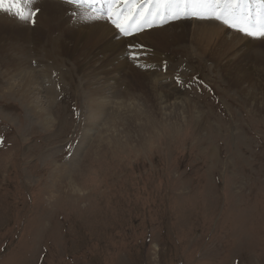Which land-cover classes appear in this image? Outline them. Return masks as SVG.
Wrapping results in <instances>:
<instances>
[{
    "label": "rangeland",
    "instance_id": "rangeland-1",
    "mask_svg": "<svg viewBox=\"0 0 264 264\" xmlns=\"http://www.w3.org/2000/svg\"><path fill=\"white\" fill-rule=\"evenodd\" d=\"M39 16L34 24L10 14L0 18L6 35L21 25L32 29L28 41L17 37L22 65L0 54V264H264V38L254 44L219 41L205 60L185 59L172 67L183 58V44L195 40L188 35L158 45L138 37L151 28L133 34L136 46L121 52L129 66L107 80L114 61L97 69L96 79L124 92L130 66L154 68L162 72L158 85L165 88L170 80L179 99L197 108L189 113L172 108V120L156 113L161 126L139 144L136 129L106 119L99 123L100 116L91 113L84 71L73 53L78 49L70 43L65 53L54 54L55 62L40 58L46 50L38 54L42 47H33L34 28L43 26ZM69 22L63 27L70 32L88 25ZM171 50L172 65L159 60L158 54ZM29 68L38 81L32 101L20 93ZM129 92L134 104L152 105ZM101 95L111 96L107 113L123 102L108 90ZM25 99L33 109L45 108L48 125ZM90 121L98 127H86ZM114 135L121 138L114 141ZM80 143L67 172L79 192L67 197L53 171Z\"/></svg>",
    "mask_w": 264,
    "mask_h": 264
},
{
    "label": "bare ground",
    "instance_id": "bare-ground-1",
    "mask_svg": "<svg viewBox=\"0 0 264 264\" xmlns=\"http://www.w3.org/2000/svg\"><path fill=\"white\" fill-rule=\"evenodd\" d=\"M39 2H40V5L38 7L39 12L37 13V15H40L39 20H42L41 16L44 19L42 23L39 22L43 26L40 27L36 25L33 31L34 39H35V43L33 46L34 50L37 51L39 49V46H41L42 48L40 50V53L38 54H41V52L44 49L46 50V52L44 54L45 56L44 55L42 56L41 54L40 58L42 60H44L45 58H52L54 59V62H55L54 54L65 53L67 51L66 49L67 44L71 43L74 49L79 50V51L73 52L74 54H77V56H75V61L78 60L77 62L78 67H80L84 71V78L86 79V84H87L86 90L89 96L88 103L90 106V111L91 113H94L95 115L100 116L99 123H101V121L106 119L105 121L111 125H114V126L121 125L122 127H124L123 125H125L128 127L129 130H131L130 128L134 130L136 129L137 131H139L138 132L139 135H137L138 143L142 144L143 140L147 142L146 140L148 136L155 135L158 129V126L159 127L161 126L160 123L162 122L161 120L163 118L162 116L159 117L157 115L158 112L159 114L161 113L165 115L168 114L166 117L168 118V120H172L174 119L172 116L173 115L172 108L176 110L181 108L179 110H181L182 112L184 111V109L185 111L191 110L192 108L197 110V108H195L191 102L186 100L184 104L183 101L179 99L180 98L178 94L179 89L173 82H170V80L166 82L167 87L165 88L163 85H158L156 83L157 82L156 80L158 76L159 77L162 76V72L154 68L149 67V69H146L145 71H139L138 69L134 70V68L130 66L129 67L130 68L129 69L130 70L129 72L130 82L128 83L129 90L127 88V91H124V92L118 91L115 89L116 86H112L106 83L105 78H103V80L99 78L96 79V74L98 71L97 69L106 67L109 64H112V62L114 61H116V63H115V66H112L111 68L112 72L109 71L108 73H106L107 74L106 77H108L107 80L110 79V77H117V74L121 71L124 72V67L127 66L128 64H127L125 55L122 56L121 52L122 50H126V51L129 50V49H126V47H129V46L132 47L136 44L135 43L136 35L135 36H123L119 34V32L111 25V23L107 19H100V20H96L92 22H87L86 23L88 24L87 28H83L76 32H70L68 29H64L63 27L64 20L67 21L68 23H70L69 21H71L72 26L73 25L77 26L78 24H85V23H82L83 20H81L78 16H73L74 12L80 11L79 9L75 8L72 5L64 3L63 0H43V3H42V0H36L34 7H36ZM135 2L139 4H145L147 3V0H135ZM4 14L9 15L8 13L0 12V18L1 16L3 17ZM51 21H53L52 26H51ZM37 23H38V20H37ZM168 25L169 26L167 27H165L166 25L165 26L161 25L162 27L152 28L151 30H149V32H145L139 35L138 37L144 36L146 38L153 40V43L155 44L157 43L158 45H160L161 42L162 43L164 41L166 42V40L168 41H171V40L174 41L175 39L180 40L183 37H186V36L188 37V35H189L188 38L195 40L197 44L196 43L194 44L191 41L189 42L188 45L186 43L183 44L184 46L182 45L183 47L181 48L179 55L183 56V58H181L179 64H175V63L173 64L171 62L175 59V55L173 53L175 52V50L169 51L170 53L169 55L166 53L163 54L162 51L161 52L159 51L160 53H162V56L161 54H158L159 60L160 61L167 60L166 62L168 63V65L173 64L172 67L180 66L181 63H183L185 59L191 60L192 58L196 57L195 59L200 60V62L205 60L203 58L206 55L212 56L211 54L217 51L215 50V48L217 47V43L219 41H220V46H221V44L223 43L228 44L229 41L232 43V41L234 40L235 41L239 40L238 43L240 41L244 43L246 42V44L247 43L254 44L261 40V39L250 38L248 36L242 35L241 33H238L235 31H232L230 33V37H227L226 33L229 31L228 27H226L225 25H223L222 23L214 19L194 18L193 20H188L186 18H182V19L171 21L169 22ZM14 26L15 25H13V27ZM21 26L22 27L17 26L16 28H13L11 31L9 30L8 31V33H10L9 35H6L7 33L4 32L5 31L4 28L0 27V54L2 53L3 59L6 60L8 63H14L16 65H18L19 63L20 64L22 63L21 62L22 60L20 59L19 55L21 54L20 49L21 48L23 49V44H21L19 39L27 38V41H28L27 31H28L29 26L27 27L26 25L25 27L26 29L23 27V25ZM30 30L32 29L29 28V31ZM46 31L47 32L52 31V32H49L50 35L57 31L59 32V34H61V36L58 35L56 39H53V38L51 39L50 35L45 34ZM47 36H50V37L46 38ZM169 46H173V45H169ZM85 47H91V48L90 50L87 51V50H84ZM19 51H20V54H18ZM176 54H178V51ZM99 55H102L101 59L98 58ZM27 72H28V75H23V79H25V82L20 87L21 88L20 93L22 91V96L27 95L29 99L30 94L33 93V90H35L33 89L34 88L33 86H36V84H38V81L36 79V75H34L32 70H30V68ZM238 72L242 73V76L245 73L244 70L243 71L238 70ZM237 77L239 78L238 75ZM170 78L171 80L173 79V77H170ZM235 81L237 82V79H235ZM107 90L108 92L113 94V96L115 95L120 100H123L122 104H119L117 102L118 104L117 110L113 112L110 111L111 113H107L108 112L107 108L109 107V104L111 102V98H110L111 96L103 97L101 95L102 93H104V91L107 92ZM130 90H132L133 93L138 92L141 95H144V97L146 98L145 101L147 103L149 102L152 103V105L138 106L134 104L131 101V97H132L131 95L133 94L129 92ZM48 92L51 93L50 88L48 89ZM28 99L27 100L25 99L26 102L24 101L26 106L30 110H32L34 114H36V117L40 119V122L43 125H48L50 123V117L46 114L45 108L42 109L41 111H39V108L38 109L35 108L36 110L33 109L29 105L30 101H28ZM97 116H95V118H97ZM188 116H191V115H188ZM194 118H196L194 121V124H196L197 129H200L199 123H201V119L198 116L197 112L194 114ZM99 123L90 121V123L89 122L87 123L86 127L96 128L98 127ZM124 130H125V127H124ZM127 134L128 133H126L124 136L127 139V141H129L130 143V137H128ZM114 136H113L114 141H117L121 138L120 137L118 139L117 136L115 137ZM81 142H83V140H81ZM81 145L82 143L79 144V146L75 150L74 155H71L69 157L65 165L56 166L55 170L53 171V177H54V180L56 181L57 188H59L60 191L64 192V194L67 197H70V196L74 197L78 195V192H79L77 187H75V185L73 184L72 180L69 178V176H67L68 174L67 172H68V168L74 164L77 151L80 150L79 148Z\"/></svg>",
    "mask_w": 264,
    "mask_h": 264
},
{
    "label": "snow or ice",
    "instance_id": "snow-or-ice-1",
    "mask_svg": "<svg viewBox=\"0 0 264 264\" xmlns=\"http://www.w3.org/2000/svg\"><path fill=\"white\" fill-rule=\"evenodd\" d=\"M80 11L74 12L85 22L110 21L118 32L128 36L145 27L160 26L182 18L214 19L229 29L253 39L264 38V0H63ZM36 0H0V12L22 22L35 23L39 12ZM100 8H95L96 4ZM123 5V6H121ZM137 59L138 54H131ZM2 143V140H0Z\"/></svg>",
    "mask_w": 264,
    "mask_h": 264
}]
</instances>
